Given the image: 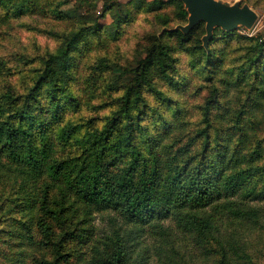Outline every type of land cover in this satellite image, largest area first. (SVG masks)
Masks as SVG:
<instances>
[{"label":"trees","instance_id":"trees-1","mask_svg":"<svg viewBox=\"0 0 264 264\" xmlns=\"http://www.w3.org/2000/svg\"><path fill=\"white\" fill-rule=\"evenodd\" d=\"M175 3L178 24H186L183 2ZM104 5L114 18L110 24L83 26L79 13L80 25L65 33L61 45L34 69L28 87L0 94V224L14 220L18 226L0 227V264H29L28 258H35L33 230L50 236V220L78 209L83 212L75 227L54 242L59 254L41 264H62L67 256L78 264H148L151 258L152 264H264V254L253 242L258 234V243L264 242V164L258 163L263 148L245 152L264 117V108H258L264 107L262 34L241 36L237 62L232 57L230 68H223L228 44L218 45L219 34L232 35L236 29L215 27L208 47L202 40L205 22L189 33L166 31L182 45L196 42L189 64L197 73L206 72L207 83L200 121L192 127L178 99L173 106L171 88L184 79L177 76L178 59L170 55V46L158 37L139 67L130 71L129 82L107 83L110 90H121L104 124L88 131L84 156L55 158L57 140L66 142L83 127L73 114L92 87L87 72L75 70L79 61L74 52L83 53V41L91 49V34L107 29L121 34L132 20L127 5L120 15L121 2ZM0 8L6 11L4 18L45 13L47 5L42 0H0ZM161 16L166 25L168 17ZM107 68L98 66L100 72ZM155 76L164 78L167 88L154 85ZM54 123L58 126L49 133ZM46 177L49 181L43 182ZM53 190L57 207L51 202ZM19 208H36L38 216L32 212L28 221V211L15 215ZM93 213L102 215L109 228L99 230ZM23 236L31 239L26 245ZM67 240H75L77 248L64 254ZM205 257L206 263L198 262Z\"/></svg>","mask_w":264,"mask_h":264},{"label":"rangeland","instance_id":"rangeland-1","mask_svg":"<svg viewBox=\"0 0 264 264\" xmlns=\"http://www.w3.org/2000/svg\"><path fill=\"white\" fill-rule=\"evenodd\" d=\"M47 9L45 13L24 14V15H9L2 16L5 10L0 8V94L13 88L15 92H21L28 87V82L33 74L35 68L40 67L48 53L55 51L62 43V36L68 33L75 25H80L77 21L79 13L83 14V26L91 24L92 21H97L103 26L108 25L114 20L110 12L105 9V2L109 0H42ZM123 4L121 8H117V14H123L125 8H131L129 16L131 22L125 24L121 34L111 35L108 29L100 31L99 33L91 34L93 36V44L91 49L88 48L87 43L83 41V53L80 50L74 52L75 64L77 73L79 75L85 74L92 85L91 89L83 96V105L79 112H75L73 116L76 119L83 121V127L76 133L74 138L65 141L57 140L54 156L57 160H73L76 157L84 156L86 139L88 140V131L93 125H103L105 116L109 114L114 107L112 100L118 97V91L121 89H109L108 82L117 81L129 82L130 71L138 68L145 56L148 54V49L151 48L156 38H160L164 43L170 46V55L176 56L178 59L176 66L179 70L177 75L179 79H184V82L172 90V97L178 99L180 104L188 111L191 118L192 127L197 121H200L201 113L199 106H201L204 96L206 94V81L204 80V71L196 72V70L189 64L190 52L196 44L194 40L182 45L176 37H169L166 31L173 29L181 20L177 14L175 0H145L141 6L135 0H117ZM229 3L240 2L247 3L253 7L259 17L255 25L249 29L244 26H239L235 33L226 35L220 33L222 37L218 45L227 46V65L223 68H230L229 60L236 57L239 52L238 39H243L241 36L257 37L262 34L264 38V0H223ZM127 5V6H126ZM161 15L168 17L169 21L166 25L163 24ZM106 29V27L104 28ZM113 29V27H112ZM107 32V33H106ZM197 35H195V38ZM216 44V43H215ZM82 46V44H81ZM238 49V50H237ZM80 59V60H79ZM237 62V61H236ZM108 65L106 71L100 72L98 66ZM106 79L108 81H106ZM254 80V79H253ZM246 82L254 83L252 79H245ZM119 85V84H117ZM154 85L158 87L167 88L164 78L155 76ZM169 86V85H168ZM79 81L75 83V88L79 90ZM255 92V90H254ZM152 99V95L149 93ZM111 103V105L107 103ZM232 103V102H231ZM264 108V107H258ZM66 111V110H65ZM193 122L195 123L193 125ZM57 123L49 127V133L55 132ZM237 138V135L234 137ZM249 147L245 149L252 151L263 148V157L258 163L264 164V117H262V125H259L251 134ZM83 141V143H82ZM256 148L254 145H256ZM78 159V162L80 160ZM49 178L43 179V182H48ZM8 191V189H6ZM56 190L51 193V202L54 207L57 205L54 202ZM28 211V212H27ZM27 212L26 220L30 219L32 212L38 216L37 209H22L15 212L17 216H24ZM82 210L76 212L64 213L58 219L50 220L53 223V233L50 236H43L38 231L33 230V237L36 243L32 244L35 258H28L29 264H41L42 259L49 260L57 256L58 250L55 251L54 242L60 240V237L65 234L67 228L75 227L78 218H81ZM93 223L98 226V229L109 228L108 221L102 219V215L93 213ZM84 220V216H83ZM84 225V223H83ZM3 230L17 228V223L13 221H4L0 224ZM5 237L8 234L5 233ZM144 238L146 235H142ZM255 236V235H254ZM253 236V238H254ZM24 237V236H23ZM252 238V236H250ZM24 237V243L31 240ZM262 238L257 235L254 243L262 250L264 254L263 241L258 243ZM75 240H67L62 253L66 254L70 250L77 248ZM0 246L2 241L0 240ZM212 246H216L213 244ZM13 250V249H12ZM61 251V250H60ZM67 256V255H66ZM1 259L0 262H2ZM199 263H206L207 258H199ZM3 264H9L3 262ZM62 264H78L75 257L67 256L63 258ZM148 264H152V258Z\"/></svg>","mask_w":264,"mask_h":264},{"label":"water","instance_id":"water-1","mask_svg":"<svg viewBox=\"0 0 264 264\" xmlns=\"http://www.w3.org/2000/svg\"><path fill=\"white\" fill-rule=\"evenodd\" d=\"M188 12V22L179 24L172 30L189 33L199 22H205L206 33L202 40L208 47L214 28L231 31L239 26L251 29L258 20L257 11L249 4L229 3L223 0H181Z\"/></svg>","mask_w":264,"mask_h":264}]
</instances>
